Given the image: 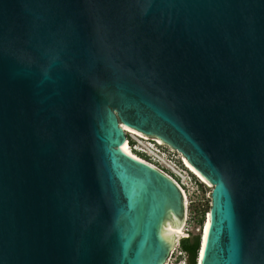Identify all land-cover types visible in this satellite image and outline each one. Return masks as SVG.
<instances>
[{
    "label": "water",
    "instance_id": "water-1",
    "mask_svg": "<svg viewBox=\"0 0 264 264\" xmlns=\"http://www.w3.org/2000/svg\"><path fill=\"white\" fill-rule=\"evenodd\" d=\"M124 128L214 186L201 264H264V0H0V264L167 263L185 196Z\"/></svg>",
    "mask_w": 264,
    "mask_h": 264
},
{
    "label": "built area",
    "instance_id": "built-area-1",
    "mask_svg": "<svg viewBox=\"0 0 264 264\" xmlns=\"http://www.w3.org/2000/svg\"><path fill=\"white\" fill-rule=\"evenodd\" d=\"M128 134L127 145L131 152L141 161L150 164L157 168L170 179H172L181 189L185 196L187 204V221L183 227L184 234L177 241L175 249L171 252L166 264H188L189 255L182 250L180 241L183 238H188L192 230L188 229L190 221L189 206L194 201L192 198L200 188L207 189V203L202 207V210L208 209L212 205L211 193L213 185L197 172L187 161L186 157L165 144L159 138L149 137L144 134L131 133L128 128H124ZM200 175L203 177H200ZM210 216L209 211L206 212V219ZM205 224V223H204ZM200 232V228H198Z\"/></svg>",
    "mask_w": 264,
    "mask_h": 264
},
{
    "label": "trees",
    "instance_id": "trees-1",
    "mask_svg": "<svg viewBox=\"0 0 264 264\" xmlns=\"http://www.w3.org/2000/svg\"><path fill=\"white\" fill-rule=\"evenodd\" d=\"M211 207L208 209L202 210V207H194L192 208L191 213L194 214V220L200 228V232L196 233L194 231L190 232V236L188 238H183L180 241V245L182 250L188 253L189 255V263L188 264H198L199 253L201 249L202 242V230L204 227V223L206 220V212H210Z\"/></svg>",
    "mask_w": 264,
    "mask_h": 264
},
{
    "label": "bare ground",
    "instance_id": "bare-ground-1",
    "mask_svg": "<svg viewBox=\"0 0 264 264\" xmlns=\"http://www.w3.org/2000/svg\"><path fill=\"white\" fill-rule=\"evenodd\" d=\"M129 132L131 133H138L140 134L139 132L131 129V130H128ZM142 134V133H141ZM122 151H124V153L130 155L131 157H135L137 158L136 156H134V154L131 152V150L129 149L127 143H125L123 146H122ZM138 159V158H137ZM200 177H202L200 175ZM203 178V177H202ZM205 181L206 179L203 178ZM187 205V204H186ZM209 225H210V216L208 217V219L205 220V224H204V227H203V230H202V238H203V246H202V249H201V255L199 257V261L200 264H201V261H202V257H203V253H204V249H205V245H206V238H207V232H208V229H209ZM183 227L184 226H181L177 233H176V236H175V240H174V243L176 244L177 241L182 237V235L184 234V230H183ZM175 249V248H174Z\"/></svg>",
    "mask_w": 264,
    "mask_h": 264
},
{
    "label": "rangeland",
    "instance_id": "rangeland-1",
    "mask_svg": "<svg viewBox=\"0 0 264 264\" xmlns=\"http://www.w3.org/2000/svg\"><path fill=\"white\" fill-rule=\"evenodd\" d=\"M207 189L206 188H200V190H197L195 192L194 197L192 198V200L194 201L193 203L190 204L189 206V212H190V221H189V225H188V229L192 230L196 233H198V226L194 220V214L191 213L192 208L194 207H203L206 203H207Z\"/></svg>",
    "mask_w": 264,
    "mask_h": 264
}]
</instances>
